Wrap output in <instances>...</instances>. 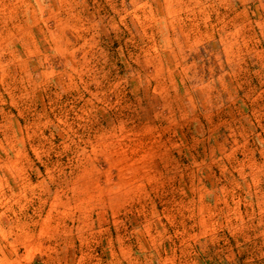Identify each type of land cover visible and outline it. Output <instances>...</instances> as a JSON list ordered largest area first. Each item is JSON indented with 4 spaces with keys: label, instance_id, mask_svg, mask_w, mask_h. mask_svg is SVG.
<instances>
[{
    "label": "rangeland",
    "instance_id": "obj_1",
    "mask_svg": "<svg viewBox=\"0 0 264 264\" xmlns=\"http://www.w3.org/2000/svg\"><path fill=\"white\" fill-rule=\"evenodd\" d=\"M0 264H264V0H0Z\"/></svg>",
    "mask_w": 264,
    "mask_h": 264
}]
</instances>
